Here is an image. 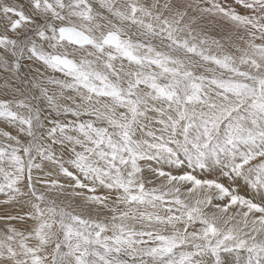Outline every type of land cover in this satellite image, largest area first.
I'll return each instance as SVG.
<instances>
[{"label":"snow or ice","instance_id":"6c2138e0","mask_svg":"<svg viewBox=\"0 0 264 264\" xmlns=\"http://www.w3.org/2000/svg\"><path fill=\"white\" fill-rule=\"evenodd\" d=\"M0 264H264V0H0Z\"/></svg>","mask_w":264,"mask_h":264}]
</instances>
